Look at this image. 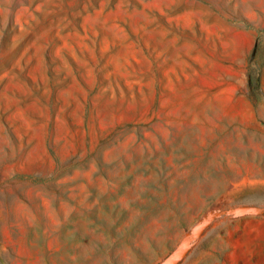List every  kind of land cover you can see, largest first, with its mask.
I'll list each match as a JSON object with an SVG mask.
<instances>
[{"label": "rangeland", "instance_id": "374dc122", "mask_svg": "<svg viewBox=\"0 0 264 264\" xmlns=\"http://www.w3.org/2000/svg\"><path fill=\"white\" fill-rule=\"evenodd\" d=\"M204 220L179 264H264V0H0V264H162Z\"/></svg>", "mask_w": 264, "mask_h": 264}, {"label": "water", "instance_id": "95a60500", "mask_svg": "<svg viewBox=\"0 0 264 264\" xmlns=\"http://www.w3.org/2000/svg\"><path fill=\"white\" fill-rule=\"evenodd\" d=\"M240 212H245L249 214L258 213L257 211L250 208H244L240 210ZM208 224H209V220H204L201 223H199L193 230L192 234L187 236L180 243L178 248L162 264H179L188 254L192 242L205 230Z\"/></svg>", "mask_w": 264, "mask_h": 264}]
</instances>
